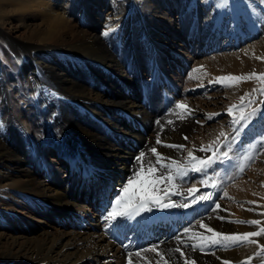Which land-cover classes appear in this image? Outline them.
I'll list each match as a JSON object with an SVG mask.
<instances>
[{
  "label": "bare ground",
  "instance_id": "obj_1",
  "mask_svg": "<svg viewBox=\"0 0 264 264\" xmlns=\"http://www.w3.org/2000/svg\"><path fill=\"white\" fill-rule=\"evenodd\" d=\"M222 1L192 0L189 12H186L183 8L179 9L180 0H0V45L12 64L9 72L0 67V264H129V253L138 251L141 257L133 255V264H156L158 260L159 264H165V261L167 264H185L186 259L188 264H192V261L195 264H223L224 261L241 264V255L250 250H255L251 258L255 261L253 264H264V257L257 255L263 250L260 240L264 235L250 237L258 243H247L245 248L242 246L246 243L240 247L210 246L201 238L213 236V233L199 226L202 222L225 235L243 234L249 229L259 231L260 225L264 227V220L260 225L234 222L254 220L257 218L256 206L264 207V152L259 149L263 138L261 135V139L258 137L264 129V115L259 118L257 129L249 128V138L254 147L248 154L253 160L247 159L243 165L245 176L236 194L242 207L237 211L231 202L234 206L213 197L215 202L210 201V205L199 208L201 204L197 203L190 210L181 212L180 216L161 217L150 222L149 226L142 220L148 210L140 211L139 215L133 214L135 222L134 218L119 215L115 219L104 218L112 210L122 187L138 168L136 157L141 152L146 153L145 167L149 160L156 159L150 152L151 147L165 157L181 162L188 159L189 150L196 156L208 157L212 156V151L201 152L199 149L202 146L207 148L209 139L221 136L222 131L227 134L235 130V124L223 119L226 118L225 112L209 115L206 108L195 110L182 101L173 102L168 95H165L167 100L178 112L176 117H164L159 110L154 117L144 116L148 106L147 88L157 96H164L166 92L179 94L184 76L195 81L204 75L246 77L255 72L258 77L264 73V21L257 22L259 12L264 10L263 5L260 11L255 9L250 12L244 8L242 0ZM231 1L237 9L232 16L231 9H228ZM258 1H255L256 6L264 2ZM131 2L135 3L139 13L142 11V28L144 31L148 28V34L141 28L132 34L127 28L129 24L123 23ZM213 13L215 26L207 22ZM106 25L115 29L108 36L102 35ZM118 30L123 32L120 39L126 48L135 53L129 59L136 64L135 69L115 65L117 59L104 49L103 39L111 37ZM144 50L150 53L155 66V69L152 66L151 75L147 77L143 74L145 67L141 52ZM71 51L96 56L105 66L96 70L88 58H79L69 73L70 68L66 66V57L69 56L57 53L68 54ZM87 72L90 73L88 77ZM43 73L48 77V88L64 91L73 102L83 100L91 110L90 115L96 117L102 109L110 112L109 107L117 100H120V107L127 114L122 116L124 113L117 112L120 117L113 119V122L111 119L96 126L94 122L90 125L86 121L84 127L73 129L79 134L71 135V138L74 143L83 145L82 151L69 144L53 146L56 148L55 156L59 157L56 164H64L69 176L63 180L64 177L57 172L50 188H45L41 180L40 163L41 159L49 158L46 155L50 151L44 153L45 149H40V152L33 154L31 134L36 133L37 126L32 125V116L42 114L45 107L61 103L57 102L58 97L52 96L50 99L47 96L46 86L39 80ZM11 77H16L21 85L28 86L31 98L37 101L34 108L19 112L15 106L18 112L14 108L13 113L10 111L12 105L9 107V103L14 100L10 90ZM252 79H257L256 84L252 85L259 86L263 82L255 77ZM73 102L68 104L69 107L61 105L63 118L68 122H74L77 117L70 113L74 110H71ZM177 104H184L187 108L178 109ZM215 105L219 106L218 103ZM138 119L139 122L146 121L148 126L138 125ZM119 121L122 124H118ZM112 125L118 127L110 133ZM110 135L116 139L111 140ZM158 135L164 144L175 143L185 147L175 151L167 149L155 143ZM221 137L212 146L218 153L222 152L227 141L223 139L224 135ZM21 140L27 144L24 150L19 145L23 142ZM245 145L244 140H239L235 156L240 157ZM156 167L159 169L160 166ZM165 171L160 169L155 175L160 176ZM190 173L182 181L177 179L175 186H170L165 180L157 185L158 191L149 189V192L161 198L160 204L180 201L193 205L194 197L209 192L210 186L202 185L199 179L195 183L196 177L194 184L189 186ZM147 179L142 176L141 183ZM237 186L232 189H237ZM135 187L139 189L140 185ZM188 188L199 191L189 195ZM173 192L177 194L173 195ZM231 197L233 195L230 196L233 200ZM216 203L220 204L219 209L215 208ZM145 208L167 209L154 201L146 203ZM186 228L190 231L185 232ZM201 243L203 250L200 247L193 250L191 247ZM153 246H156L155 252L142 251ZM177 248L184 255L175 251ZM156 252L163 256V260Z\"/></svg>",
  "mask_w": 264,
  "mask_h": 264
},
{
  "label": "rangeland",
  "instance_id": "obj_2",
  "mask_svg": "<svg viewBox=\"0 0 264 264\" xmlns=\"http://www.w3.org/2000/svg\"><path fill=\"white\" fill-rule=\"evenodd\" d=\"M242 1L244 3V8H246L250 12H254L255 9L259 10L261 8V5H263V7H264V2H262V4H260L259 6L258 5L256 6V2L255 1H258V0H242ZM223 2L224 1H222V3ZM131 4H134V6H132ZM179 4H180L179 5V7H180L179 9L183 8L184 11L189 12L188 8L192 4V0H180ZM229 8L231 9L230 10V15L231 14L235 15L236 12H237V9H236L235 3H233V1H231L229 3L228 9ZM191 10H192L191 12H193L194 8H192ZM215 13H213L207 19L208 24H211L213 26H215V21H216ZM263 14H264V10L262 9V11L259 12V16L260 17L257 19V22L258 21L261 22V20L264 21V15ZM126 16L127 17L124 19L123 23H125L127 25L129 24V27H127V28L130 29L132 34L135 31L137 32L139 30V28H141V30L145 34L149 33L148 28H146L147 29L146 31H144L143 28H142L141 19H142L143 13H142V11H140V13H139V10L137 11V9L135 8V3L134 2L130 3V9H129V11H128ZM208 20L210 22H212L213 24L210 23ZM137 25H138V27H137ZM115 33L116 34H113L111 37H109L110 39L109 38H106V39L104 38L103 39L102 42L104 44L105 51L108 54L113 55L117 59V63L115 65L118 64L121 67L127 65L131 69H135L136 68V64L134 63V61L133 60L129 61V59H131L130 55L131 54H135V53H132L129 49H127L125 44L123 43V41L120 39V36L123 35V32L118 30ZM117 33H119V34H117ZM113 36H114V38H113ZM4 51L5 50L1 46L0 47V67H2L5 71L9 72L10 70H12V68H11L12 64H11V61L9 59V56H7L6 51L5 52ZM57 54L63 55L65 57L66 56L70 57V58L66 57V60L68 58L67 63L68 64L70 63L69 66H68V64H66L67 68L68 69L70 68L69 69V73L71 72V68L75 67V65L77 63L76 61H78L79 58H81V59L82 58H88L90 60V64L92 63L91 65L93 67L95 65L94 69H96V70H100L101 68H103L105 66L104 65L105 63L101 59H99L96 56L89 55V54H83V53L81 54V52L78 53L77 51L76 52L75 51H71L68 54L67 53L63 54L61 52H58ZM141 54L144 57V65L143 66L145 68H144L143 74L146 75V77H147V75L148 76L151 75V71L153 70L152 66L155 69L154 61H152V58L150 57V53L148 54L147 51L144 50V51L141 52ZM153 54L154 53H152V55ZM72 59H73V62H71ZM151 62L153 63V65H152ZM125 63H127V64H125ZM87 73L88 74H86V73L85 74L88 77L90 73L89 72H87ZM218 77H223V76L216 75V76L210 77L208 75H204L201 78H197L195 81L193 79H188V78H186V76H184L183 80H182L183 82L181 83L180 93L176 94L174 92H166V94H164V96L168 95L170 97V99L173 100V102H175L177 100L182 101V102L186 103V105H190L191 107H193V109H195V110H202V108H206L207 110H209L208 111L209 115H215L218 112H222L223 111V112H225L224 115L226 117V118H223V119H226V120L229 119L230 122L233 125L235 124L236 127L234 126V129H235V130H233L234 132L233 131L228 132L227 134H224V137L225 136L226 137L225 138L223 137V139L227 140V141L225 143V147L222 150V152H227L228 153V157H222L221 158L222 162L218 161L216 164H214V165H212V167H210L211 169L208 168L209 171L207 170V172L205 174L206 176L204 174H201V173L191 172L190 173V181H189L188 184H189V186L193 185L195 177L197 178V179H195V183L198 182V179H199V181L201 179L202 180H207V185H208V187L210 186L208 191L209 192H213L214 193V197L218 198L222 202L227 203L228 205L231 204V203L234 204L235 206L232 205V204L231 205L234 206V208L237 207V208L234 209L235 211H237L238 209H240L239 207H242V204L240 203L238 198H236V194L238 193V190L240 188V185H239L240 181L245 176L244 175L245 173L241 172L240 168H241V166H243L246 163L247 159H245V157L251 155V154H248V153H251L252 146H253V144H252V142L250 141V138H249V134H250L249 128L253 127V128L257 129L258 128V123L260 121L259 118H261L262 117L261 116L262 113H264V80L260 79V81H263L262 84L259 85V86H256V85H252V84H256L257 79H247V80L244 79V80H241V81L224 80V81L216 82V78H218ZM11 79H12L11 80L12 87L10 88V90L12 92V96H13L14 100L12 99L10 101L11 103H9V107L12 105L10 107L12 110L10 109V111L13 113V108H14L16 112H18V110H19V112H25L26 110H31L32 108H34L35 104L37 103V101H35V100H33L31 98L32 96H31V94H29L28 86L21 85V83L17 82V78L16 77H11ZM47 79H48V77H46V73H43V74H41L39 76L40 82L44 83V85L46 86L45 87V92H46L47 96L49 95L50 99H52V96L53 97H58L57 99L59 101H57V102H59L61 104L60 105H58V104L57 105H53V107H45V110H44V112L42 114L41 113H35L32 116V118H33L32 119L33 120L32 121V123H33L32 125L33 126H35V125L37 126V131H36V133H34V134L32 133L31 134V139H32V141H34L33 145H32L34 147L33 154L36 151L40 152V149H41V151L45 149L44 153H47V152L49 153V151H50V153L48 155H46V157H49V158H46L47 160L45 158H43V159H45L44 161L41 159V161L43 163L40 161V163L42 164L41 165V177H42L41 180H43L45 188H50L51 180L55 177V175L57 177V175H58L57 172L60 173V177H62V178L64 177L63 180H67L68 176H69V174H68L69 171L66 169V166L64 164H61V163H59L58 165L56 164L57 163L56 161L59 160V157L55 156V154H54V152L56 150L55 147H58L59 144H60V146H61V144H69V146L70 145H72V147L74 146V148L76 150L82 151L83 150L82 149L83 145L80 144V143H78V144L74 143L73 142L74 140L71 138V135L72 136H76V135L79 134L73 129H79V127H82V126L84 127L85 126L84 124H85L86 121L87 122L89 121L88 123H90V125L93 124V122H94V125H96V126L97 125L100 126L105 121L107 122V120H111V119H112V122H113L114 121L113 119L117 120L116 118L120 117V115L117 112H120L122 114V113L125 112V110L122 107H120L121 106L120 105L121 102H119L120 100H117V102L115 101V104L112 103L111 107H109L110 112L105 111V110L102 109V111H104V112L101 111L100 115H97L95 117L93 115H90V111L91 110L84 102H82L83 100H78L77 102H73L74 100H71L68 95H65L66 93L64 91L62 92L60 90L57 91V89H52L50 87L48 88ZM250 87L252 88V90H251ZM253 89H255V91H253ZM151 91H153V90H150L149 88H147V92H146L147 95L146 96H147L148 106L144 110L146 112V114L144 116H148L149 115V116H153L154 117L156 112L159 110V111H162L161 113H162V116H164V117H176L178 112L176 111L175 108H172L173 106L169 102L170 100H167L168 96L167 97L166 96L165 97L164 96H157V95H155V93H153ZM245 93H247L248 95L245 96ZM62 94H63V97H62ZM241 96H244V100L243 101H241V99H240ZM61 98H63V99H61ZM60 100H61V102H60ZM63 100H64V102H63ZM67 101H68V103H67ZM71 102H73V106H72L73 108L70 106L72 108L71 110H73V109L74 110L72 112H70V113H73L74 115L77 116V117L75 116L76 118H75L74 122H71V121L68 122V121L64 120L63 114H62L64 112V110L61 109V107L63 105H65V107L66 106L69 107L68 104H70ZM217 103L219 104V106L215 105ZM149 104H150V106H149ZM232 105H235L236 107H234L232 109V114L230 115L228 113V108L230 106H232ZM15 106L18 108V110L15 108ZM75 108H76V111H75ZM174 109H175V111H174ZM115 110H116V113H115ZM253 110H256L257 114L255 116H249V113H252ZM101 113H104V114H101ZM123 115H127V114L124 113V114H122V116ZM241 116L248 117V119L247 120H241L240 119ZM136 121H137L138 125H140L139 123H141V125L143 127H147L148 126V123H146V121L144 122V121L140 120V122H139V119L136 120ZM117 123L118 124H122V122H120V121L117 122ZM27 124H28V126H30V123H27ZM111 127H112V129H111L110 133H113V132H115V129L118 126L117 125H112ZM136 129H138V128H136ZM247 130H248V133H247ZM196 132H194V133L196 134ZM244 133H247V134H244ZM38 135H39L40 139L38 138ZM57 135H59V136H57ZM260 135H261V137L263 139H261ZM61 136H62V139H61ZM241 136H243V137L240 138ZM258 137L261 139V141H260L261 144L259 145L260 146L259 149H260V151L264 152V129L262 130V132H260L258 134ZM34 138H36V139H34ZM110 138H111V140H115L116 139L112 135H110ZM221 138H222L221 136H216V138L209 139L208 143L211 146H215L217 141L219 139H221ZM242 139L244 140V144H246V145H245L242 153L240 154V157L239 156H235V149H236L235 147L238 145L239 140H240V142L243 141ZM35 140L37 142H39V144H36L37 142H35ZM40 140H42V141H40ZM68 140H69V143H67ZM21 141H23V140H21ZM57 142H58V144H57ZM53 143H54V145H53ZM40 144H43L44 148ZM169 144H171V143H169ZM172 144H175V143H172ZM235 144H237V145H235ZM19 145H22L21 149H23V150L27 148L26 147L27 144H26L25 140L22 142V144L19 143ZM39 146L41 148H39ZM53 146H55V147H53ZM37 148H39V149H37ZM165 148H167V147H165ZM167 149L174 150V151L177 150V149H173V148H169V147ZM86 151H88V150H86ZM38 152H36L35 154H37ZM51 152H52V154H51ZM222 152H219V153H222ZM163 156H165V155H163ZM224 161H225V163H223ZM44 162H45V164H44ZM220 163L223 164V165L221 164V167H220ZM224 164L225 165L227 164L226 168H224L225 167ZM50 166L51 167L53 166L54 168L52 167L53 168L52 169V168H50ZM43 167H44V169H43ZM221 172H223V173H221ZM262 178L264 179V176ZM186 180H187V178H186ZM260 181L261 180H259V182ZM191 183H193V184H191ZM237 183H238V186L236 185ZM209 184H211V185H209ZM213 184H215L216 187H212ZM232 184H233V186H232ZM235 185L237 186V189L233 190L232 187L235 188L236 187ZM227 187L230 188L229 191H228ZM232 190H233V192H232ZM235 190H237V191L235 192ZM225 192H227L228 197L227 196L225 197V195H224ZM230 193H233V194L230 195ZM234 194H235V197H234ZM232 195H233V197H231V198L233 200L230 199V196H232ZM179 203L181 204L183 202L177 201L175 204H179ZM197 203L201 204V205H199V208H200V206H201V208H203L207 204L210 205V201L200 200V201H197L196 203H194L193 205L188 204L187 208H185V207H179V208L176 207L177 208L176 209L175 207H172V208L169 207V208H171V209H169V208L166 207L167 209H169L168 210V211H170L169 213L167 212V209L150 210V211H148V213L143 214L142 220L144 221L145 225L149 226L150 222H154L155 220L162 219L161 217L167 218V217H174L175 215L176 216H180V215H182L181 212L183 213V212H185L187 210H190L191 207L194 206V205H197ZM182 208H184L186 210H183ZM173 209H174L175 213L172 212ZM160 211H162V213ZM255 211H256L255 214H256L257 218L254 219V220L263 221L264 220V207L263 206H261V207L260 206H258V207L256 206ZM168 214H169V216H168ZM171 214H173V215H171ZM164 215H166V216H164ZM133 220L135 222L136 218H134ZM261 226L262 225H260L258 228H261ZM252 231L253 230L249 229V230H245L244 233L252 232ZM260 242H261V245H263L264 244V238H262V240H260ZM246 245H248V244L246 243L242 247L245 248V247H247ZM259 253H264V249L261 250ZM254 254H255V250L245 251L241 255V260L243 262H245V263L247 262V263H252L253 264V263H255V261H252L251 259H249V257L252 258V256ZM260 257H264V255H260Z\"/></svg>",
  "mask_w": 264,
  "mask_h": 264
},
{
  "label": "snow or ice",
  "instance_id": "obj_3",
  "mask_svg": "<svg viewBox=\"0 0 264 264\" xmlns=\"http://www.w3.org/2000/svg\"><path fill=\"white\" fill-rule=\"evenodd\" d=\"M225 3H227V0H224ZM220 5H218L219 7ZM115 29L110 26L106 25V31L102 33L104 36H108L112 31ZM258 78L261 80H264V73L260 74L257 77V74L255 72L249 73L246 77L245 76H227V77H218L216 78V82L224 81V80H234V81H241L244 79H252V78ZM255 91V89H253ZM248 95L245 93V96ZM241 101L244 100V96L240 97ZM236 107L235 105H232L228 108V113L232 114V109ZM176 108L178 109H186L187 106L184 104H177ZM257 114L256 110H253L252 113H249V116H255ZM264 115V113H262ZM209 119H211V116H209ZM241 120H247L248 117L241 116ZM235 122V121H234ZM159 123V122H158ZM168 123H172V121H168ZM161 128H163V125H161ZM221 136L224 135V132L222 131L220 133ZM184 139H188L187 137H184ZM158 145H163L165 147L173 148V149H184V145H176V144H164L163 141L159 138V135L157 136V139L155 141ZM254 147V146H253ZM199 151H212V156L208 157H199L194 155L192 150L188 151V159L184 162H181L177 159H173L171 157H165L161 153L157 151L155 147L150 148V152L156 157L155 161L149 160L147 162V167H145L144 158L146 156V153L141 152L139 156L136 157V160L138 162V168L134 171L132 177L127 180L126 184L122 187L121 193L118 194V197L115 199L114 206L112 207V210L107 213V215L104 217L106 220L109 219H115L116 215L122 216V217H129L134 218V215H139L140 211L151 209H146L145 205L149 201H154L158 206L160 207H188V204L181 203V204H160V197L151 195L149 192V189L153 191H158L157 185L163 181H167L170 186H175L174 182L179 179L183 180L185 177L189 175L190 172L194 173H201L206 174L207 169L212 167V165L216 164L218 161H221L222 157H228L227 152L218 153L217 151L212 149V146L209 145L207 148L201 147ZM245 159H252L251 156H246ZM156 165H159V169L156 167ZM160 169H165L166 171L161 174L160 176L155 175ZM240 171H244V166H241ZM146 176L148 179L141 183V177ZM199 183L207 186V180H200ZM139 184L140 188L136 189V185ZM212 187H216L215 184L212 185ZM164 191H168V189H165ZM194 191H199L198 189L194 188H188L187 193L189 195H192ZM173 195L177 194L176 192L172 193ZM225 196H227V193H224ZM214 193L213 192H206L202 195L195 196L192 200V203H196L197 201L204 200V201H213ZM249 203H253L249 201ZM221 206L219 203L215 204V208L219 209ZM223 219V217H220ZM235 223H241V224H249V225H259L261 221L259 220H248V221H234ZM201 228L207 229L208 232L213 233V236L209 237H202V242L206 241L209 243L210 246H216L220 245L225 248L231 246H242L244 243L249 244H257L258 242L256 240L249 239L250 237H259L261 235H264V227L260 228L259 231H252L247 232L243 234H231V235H225L220 232H216L214 229L208 227V225L204 223H200L199 225ZM185 232L190 231V229H185ZM214 237H220V239H215ZM225 242H230L225 243ZM193 250H196L197 247H200L201 250H203L202 243L201 244H193L191 246ZM262 249H264V245L260 246ZM144 252H155L156 246H153L150 249H143ZM177 252H181V249L177 248L175 249ZM135 255L136 257H141V252L138 251L136 253H129V264H133L132 256ZM156 255L160 257L161 260H163V256L159 252H156ZM181 255H184L183 252H181ZM257 255H264V253H257ZM251 259V257H249ZM151 264V262H149ZM156 264H159V260L156 261ZM165 264H167V261H165ZM185 264H188V260H185ZM192 264H195V261H192ZM223 264H230L229 261H224ZM241 264H244V262H241Z\"/></svg>",
  "mask_w": 264,
  "mask_h": 264
}]
</instances>
